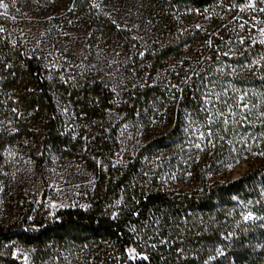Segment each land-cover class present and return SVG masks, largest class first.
Returning <instances> with one entry per match:
<instances>
[{
    "label": "trees",
    "instance_id": "obj_1",
    "mask_svg": "<svg viewBox=\"0 0 264 264\" xmlns=\"http://www.w3.org/2000/svg\"><path fill=\"white\" fill-rule=\"evenodd\" d=\"M115 2L141 19L147 43L122 64L118 90L99 68L48 67L0 32V164L25 138L42 153L70 148V115L117 106L147 130L87 208L0 221V243L30 247L32 264H263L264 0H67L73 12L52 20L95 21L90 45L129 40L120 14L97 12ZM237 164L245 170L228 175ZM173 173L178 188L160 182Z\"/></svg>",
    "mask_w": 264,
    "mask_h": 264
},
{
    "label": "rangeland",
    "instance_id": "obj_2",
    "mask_svg": "<svg viewBox=\"0 0 264 264\" xmlns=\"http://www.w3.org/2000/svg\"><path fill=\"white\" fill-rule=\"evenodd\" d=\"M66 1L57 5V0H0V32L7 33L24 51L39 54L48 67L70 69V74L85 66L99 68L97 75L118 90L119 82L124 79L121 77L122 66L130 63L140 49L144 52L147 48L141 19L116 2L98 6L97 12L120 14V21L127 25L133 37L129 40L101 39L90 45V25L93 26L95 21L84 24L77 21L78 18H71L67 24L61 23L63 28L53 22L57 12L64 15L73 12V6H65ZM256 25L264 41V15ZM188 61L194 64L192 56ZM171 65L174 67L177 61H172ZM117 97H120L119 92ZM65 126L72 140L70 148H54L42 153L37 142L25 138L3 152L4 159L0 164L1 222L21 220L36 210L52 218L65 208H87L90 195L97 186L103 185L101 175L108 165L129 161L136 155L147 131L144 124L117 106L100 117L70 115ZM41 138L39 134L33 140ZM244 170V164H237L227 174L237 177ZM160 182L178 188L182 179L173 173L161 176ZM31 252L26 245L1 242L0 264H7L4 260L8 257L19 264H32Z\"/></svg>",
    "mask_w": 264,
    "mask_h": 264
},
{
    "label": "snow or ice",
    "instance_id": "obj_3",
    "mask_svg": "<svg viewBox=\"0 0 264 264\" xmlns=\"http://www.w3.org/2000/svg\"><path fill=\"white\" fill-rule=\"evenodd\" d=\"M250 216H251V213L249 214V216H248V217H245V219H248V218H250Z\"/></svg>",
    "mask_w": 264,
    "mask_h": 264
}]
</instances>
